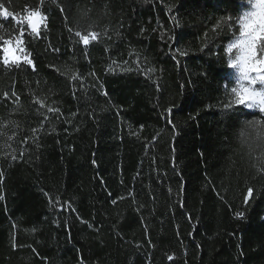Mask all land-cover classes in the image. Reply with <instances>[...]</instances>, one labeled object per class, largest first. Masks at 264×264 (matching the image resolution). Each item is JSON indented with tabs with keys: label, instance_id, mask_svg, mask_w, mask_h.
I'll return each instance as SVG.
<instances>
[{
	"label": "trees",
	"instance_id": "obj_1",
	"mask_svg": "<svg viewBox=\"0 0 264 264\" xmlns=\"http://www.w3.org/2000/svg\"><path fill=\"white\" fill-rule=\"evenodd\" d=\"M37 2L9 0V7ZM66 2L69 26L78 10L91 9L111 38L83 55L64 14L45 0L49 31L29 45L36 70L0 67V142L30 154L0 156V264H264L261 153L249 155L238 138L242 121L264 114L242 108L231 127L222 118L224 85L235 79L216 54L238 25L226 35L212 31L220 16L235 19L250 6ZM9 20L0 17L11 30ZM74 73L83 81H73ZM10 88L18 104L2 95ZM40 96L60 111L33 133L43 119L33 102ZM249 185L254 193L245 204ZM44 192L65 207L50 208Z\"/></svg>",
	"mask_w": 264,
	"mask_h": 264
},
{
	"label": "snow or ice",
	"instance_id": "obj_2",
	"mask_svg": "<svg viewBox=\"0 0 264 264\" xmlns=\"http://www.w3.org/2000/svg\"><path fill=\"white\" fill-rule=\"evenodd\" d=\"M51 2L55 3L60 13L64 14L62 19L65 22V27L68 32L73 37V43L82 44L84 46L83 49H81L83 55L87 56L89 45H93L94 43H105V38H111L109 36L108 26L105 25L101 27L98 21L90 15L91 9L78 10V14L71 18V26H69V14L71 13L72 5L67 3L66 0H51ZM220 2H223V0H220ZM0 17H3L5 20H9L10 18L9 23H15V27L11 30L6 28L3 23H0V54H2L0 55V67H4L8 70L11 68L20 69L22 66H29L35 71L36 64L33 58V51L30 50L29 45L42 38V35L49 31V14L45 9V0H38L35 4L22 6L19 11L15 8H11L10 10L9 0H0ZM234 24L238 25V28L232 32L234 39H231V42L226 43V47L221 48V52L216 54L217 60L220 61L222 66L226 65V68L239 72L241 80L249 81L253 87L264 85V80H258L252 77L251 74L245 76L243 69L238 65L239 53L237 51V45L241 43L243 39V24L240 21L239 15L236 16L235 19L233 18V15L220 16L212 31L217 32V30H219L218 34L226 35L228 31L232 30ZM115 31L118 33V29ZM236 32L239 34L236 35ZM205 35H207V33H205ZM204 46L207 47L206 44ZM48 47L53 52L59 51L58 48H54L51 45L50 41ZM216 47H221L219 41H217ZM8 50H11V56H9ZM177 52L181 56L188 54L186 51L180 49H177ZM252 58L255 62L264 64V39L257 41L254 45L252 49ZM112 63L115 64L116 62L112 61ZM125 63H127V61H125ZM126 70L132 71V69ZM107 71H113L111 65L108 66ZM149 71L155 72L156 69L151 68ZM61 74L63 75L64 73ZM88 75L96 77L95 72H89ZM71 79L73 81H83L84 77L74 73L71 76ZM104 94L107 95V93ZM2 95L6 99H12L13 103H19V95L11 88L4 91ZM48 99L49 97L47 96H40L33 101L36 105H39L37 112L43 118L38 122V127L30 129L33 133H36L43 128L44 122L48 120V113H59L60 111L59 108H53L51 106L46 107ZM220 104L224 109V111L221 112V116L230 127L232 126L233 121L239 119V113L242 108L253 110L258 108L259 113L264 114V104L255 105L251 102L240 100L239 89L232 86L230 87L229 84L224 85V98L220 100ZM40 109L45 110L40 111ZM166 112L172 113V108L168 107ZM9 123H15V121H9ZM169 123H171V120H169ZM173 127H175V125H173ZM52 130L55 131V129ZM238 138L241 143L249 149V155L255 152L256 149L260 150L261 155L257 159L255 171L261 176V178H264V118L242 121ZM8 139L10 140L12 137H8ZM22 142L27 143V139H24ZM17 158L18 157L15 154L11 156L13 161ZM19 158L23 159V152L20 153ZM3 177L4 172L0 170V184L3 183ZM253 193L254 187L252 185L247 186L244 199L245 204H247L253 197ZM44 195L49 200L50 208L55 209L59 207L63 209L65 207V204H61L59 197L54 198L48 192H44ZM0 199H3V197L0 196ZM66 206L68 208L72 207L70 202H66ZM243 215V213H237V216L240 218H243ZM79 219H81V222L87 223L83 218ZM13 246H16L15 243ZM80 264H84L82 259Z\"/></svg>",
	"mask_w": 264,
	"mask_h": 264
},
{
	"label": "clouds",
	"instance_id": "obj_3",
	"mask_svg": "<svg viewBox=\"0 0 264 264\" xmlns=\"http://www.w3.org/2000/svg\"><path fill=\"white\" fill-rule=\"evenodd\" d=\"M239 2L249 5L250 8L242 10L239 15L243 24V39L237 45L239 53L238 65L243 69L245 76L251 74L252 77L258 80H264V64L257 63L252 58L254 45L257 41L264 39V0H239ZM8 54L9 56L12 55L11 50H8ZM232 87L239 89L240 100L248 101L255 105L264 104V85L253 87L249 81H242L240 73L236 72V80Z\"/></svg>",
	"mask_w": 264,
	"mask_h": 264
},
{
	"label": "rangeland",
	"instance_id": "obj_4",
	"mask_svg": "<svg viewBox=\"0 0 264 264\" xmlns=\"http://www.w3.org/2000/svg\"><path fill=\"white\" fill-rule=\"evenodd\" d=\"M232 72H233V75H234V79L236 80V72H235V70H232ZM251 110H253V109H251ZM256 111H258V110H256ZM4 144H5V142L4 143L0 142V156L1 155L12 156L13 154H15L19 158L20 153L23 152V156L25 155L28 158L30 157V154L23 147H21L19 145H14L13 149H10V151H6L4 149V147L2 146Z\"/></svg>",
	"mask_w": 264,
	"mask_h": 264
}]
</instances>
